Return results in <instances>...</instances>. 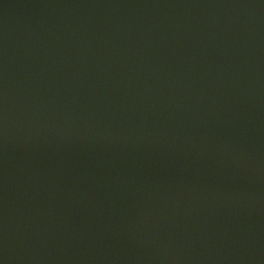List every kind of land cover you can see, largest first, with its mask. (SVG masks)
<instances>
[{
	"label": "water",
	"instance_id": "obj_1",
	"mask_svg": "<svg viewBox=\"0 0 264 264\" xmlns=\"http://www.w3.org/2000/svg\"><path fill=\"white\" fill-rule=\"evenodd\" d=\"M0 264H264V0H0Z\"/></svg>",
	"mask_w": 264,
	"mask_h": 264
}]
</instances>
